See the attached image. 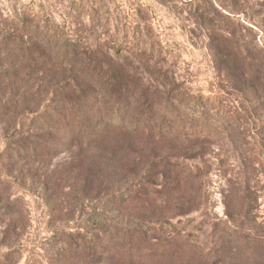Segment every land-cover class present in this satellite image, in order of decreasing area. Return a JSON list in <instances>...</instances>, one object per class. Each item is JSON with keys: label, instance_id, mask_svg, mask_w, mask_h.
<instances>
[{"label": "trees", "instance_id": "obj_1", "mask_svg": "<svg viewBox=\"0 0 264 264\" xmlns=\"http://www.w3.org/2000/svg\"><path fill=\"white\" fill-rule=\"evenodd\" d=\"M28 16L11 19L10 37L1 50L14 52L32 68L0 65V122L14 124L13 133L3 137L0 164L65 152L62 166L69 167H62L66 177L61 180L71 200L82 209L95 201V208L119 213L134 204L179 199L187 189L189 181L183 183L177 173L183 162L161 155L162 144L186 149L225 136L248 173L257 176L263 168L264 130L252 134L251 141L225 98L183 92L167 71L151 70L148 58L132 51L124 56L117 49L113 54L77 50L69 36ZM52 53L65 65L63 75L54 82L36 79ZM253 63L255 72L264 71L262 63ZM8 184V175L0 177V191ZM255 192L247 181L243 197L256 201ZM258 212L254 207L226 210L224 219L206 229L198 248L190 247L176 225L98 219L93 213L86 224L59 227L48 239L46 253L90 259L123 245L153 250L175 245L193 264H264V218Z\"/></svg>", "mask_w": 264, "mask_h": 264}, {"label": "rangeland", "instance_id": "obj_2", "mask_svg": "<svg viewBox=\"0 0 264 264\" xmlns=\"http://www.w3.org/2000/svg\"><path fill=\"white\" fill-rule=\"evenodd\" d=\"M26 14L69 36L77 50L90 47L113 54L117 49L124 56L132 51L147 57L151 70L167 71L183 92L225 98L251 141L252 134L264 130V71L253 68V62L264 66V0H0V65L8 69L27 63L14 52H1L11 19ZM41 66L42 73L34 77L44 82L58 81L65 67L54 53ZM13 125L12 120L0 122V150ZM167 145L158 146L160 154L181 159L183 170L179 166L177 173L183 183L189 181L187 189L179 199L175 195L165 203L134 204L122 213L95 208V201L82 209L71 200L61 180L66 175L62 167H69L62 166L65 152L16 165L3 160L0 177L8 175L9 184L0 191V264H193L187 254L178 253L182 246L175 245L161 250L123 245L90 259L50 258L46 251L52 233L86 224L93 213L98 219L176 225L193 248L203 246L206 229L224 219L226 210L254 207L264 218V165L257 176L248 173L225 136L206 146ZM247 181L256 201L242 195Z\"/></svg>", "mask_w": 264, "mask_h": 264}]
</instances>
